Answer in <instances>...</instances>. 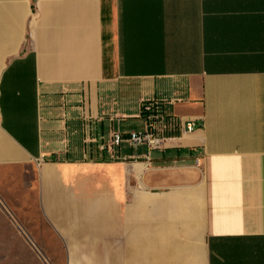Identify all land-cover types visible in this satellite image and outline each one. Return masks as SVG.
<instances>
[{
    "label": "crops",
    "instance_id": "0c3cea01",
    "mask_svg": "<svg viewBox=\"0 0 264 264\" xmlns=\"http://www.w3.org/2000/svg\"><path fill=\"white\" fill-rule=\"evenodd\" d=\"M0 183L105 264H264V0H0Z\"/></svg>",
    "mask_w": 264,
    "mask_h": 264
},
{
    "label": "rangeland",
    "instance_id": "374dc122",
    "mask_svg": "<svg viewBox=\"0 0 264 264\" xmlns=\"http://www.w3.org/2000/svg\"><path fill=\"white\" fill-rule=\"evenodd\" d=\"M77 236L58 232L27 204H9L0 193V264H105L101 240Z\"/></svg>",
    "mask_w": 264,
    "mask_h": 264
},
{
    "label": "built area",
    "instance_id": "2783aa9c",
    "mask_svg": "<svg viewBox=\"0 0 264 264\" xmlns=\"http://www.w3.org/2000/svg\"><path fill=\"white\" fill-rule=\"evenodd\" d=\"M146 110H150L151 106H147ZM196 127L194 121H188L186 124V129L192 130ZM127 140L132 145H138L140 143H145L150 149L160 148L164 144L165 138L156 136L154 133L150 132H131L128 137H125L123 133H115L114 142L116 144L121 143V141Z\"/></svg>",
    "mask_w": 264,
    "mask_h": 264
}]
</instances>
